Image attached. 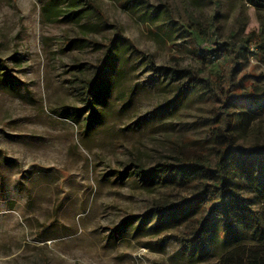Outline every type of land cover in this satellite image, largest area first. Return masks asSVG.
Here are the masks:
<instances>
[{"label":"rangeland","instance_id":"374dc122","mask_svg":"<svg viewBox=\"0 0 264 264\" xmlns=\"http://www.w3.org/2000/svg\"><path fill=\"white\" fill-rule=\"evenodd\" d=\"M93 2L102 17L83 0H0V264H227L239 245L262 249L248 231L225 236L219 217L207 219L202 246H184L202 219L188 207L201 180L133 164L214 166L221 134H233L236 151L264 148V104L223 109L198 80L215 84L230 70L228 94L264 88V9L246 0ZM118 30L90 106L82 85ZM260 30L251 54L239 49ZM218 47L214 64L203 60V48ZM245 191L264 226V198ZM170 205L181 208L147 219L150 207Z\"/></svg>","mask_w":264,"mask_h":264},{"label":"trees","instance_id":"16d2710c","mask_svg":"<svg viewBox=\"0 0 264 264\" xmlns=\"http://www.w3.org/2000/svg\"><path fill=\"white\" fill-rule=\"evenodd\" d=\"M246 1L256 8L258 14L261 9H264V0ZM83 2L102 17L93 0H83ZM261 33L262 30L258 33L252 32L245 41L247 46H240L239 49L245 51L247 54H251L252 51L249 48L260 40ZM122 39L123 37L118 30L115 37L106 45L108 50L96 66V72L92 76V79L85 81L82 85L83 92L87 89L84 92V98L88 101V105H92V98L97 94L95 89L98 80L102 76L104 65L108 64L113 58V53L111 52L115 41ZM200 41V43L206 42V38L203 37ZM223 51L219 47L216 49L203 48V51H200V53L203 60L214 64L217 60L216 57L220 56ZM237 53H239V50ZM168 70L172 71L175 75L183 73V71H176L170 68ZM198 80L206 84L212 94L222 102L221 106L223 109L232 103L242 107L249 104H264V88L261 87L251 86L248 93L240 91L228 94L234 88L232 72L230 70H222L217 75L215 84L203 78H198ZM198 80L194 81V79H191L181 84L177 96L192 88ZM221 113L228 114L227 111H222ZM228 126L230 125L227 124V128ZM221 136L223 137L221 140L222 147L219 150L218 159L214 163V166L208 160L196 159L184 160L176 164L162 163L150 168H144L139 163L133 164L137 172L142 174L152 173L158 176H178L182 181H191L195 178L201 180L199 193L194 198L188 200V207L195 209L197 213H200V218H202L194 226L188 238H181L184 246L188 248L204 244L209 234L207 219L210 217L223 219L222 231L225 236L235 234L234 236L240 237L245 230L251 233L252 236L260 239V241H264V226L258 221L256 213L251 209L249 198H247L245 191L248 189L249 192L259 194L260 198H264V148H254L246 152L236 151L231 146L233 134L229 136L221 134ZM238 179L239 181H236ZM179 208L181 207L178 205H170L166 208L160 206L150 207L146 216L148 219L153 216V213L166 215L167 212L174 213L180 210ZM227 258L230 260L227 264H264V247L257 249L239 245L228 253Z\"/></svg>","mask_w":264,"mask_h":264}]
</instances>
